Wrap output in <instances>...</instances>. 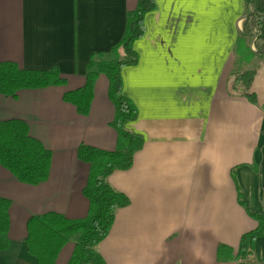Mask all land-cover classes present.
<instances>
[{
  "label": "crops",
  "instance_id": "0c3cea01",
  "mask_svg": "<svg viewBox=\"0 0 264 264\" xmlns=\"http://www.w3.org/2000/svg\"><path fill=\"white\" fill-rule=\"evenodd\" d=\"M138 2L0 0V63L57 68L65 80L16 98L0 93V121H26L52 152L49 178L38 186L0 166V198L11 201V246L0 264H37L26 244L33 216L88 215L90 166L78 149L115 151L116 111L104 75L87 116L64 95L85 86L93 58L110 59ZM256 9L264 12V0ZM245 17V0H155L145 16L144 36L134 43L138 63L121 71L123 95L138 110L128 129L144 145L129 170L108 178L131 203L99 245L106 264H236L218 260L220 246L236 254L242 236L258 228L249 213L264 215V55L256 38L246 67L256 100L229 92ZM254 247L264 263V235ZM74 249L66 244L55 264H68Z\"/></svg>",
  "mask_w": 264,
  "mask_h": 264
},
{
  "label": "trees",
  "instance_id": "16d2710c",
  "mask_svg": "<svg viewBox=\"0 0 264 264\" xmlns=\"http://www.w3.org/2000/svg\"><path fill=\"white\" fill-rule=\"evenodd\" d=\"M258 0H245L246 17L243 31L235 49V65L231 80L243 82V90L234 88L229 92L255 102L249 94L254 73L246 67L255 53L250 44L256 38L257 53L264 55V12L257 11ZM155 9V0H139L137 8L130 12L125 34L121 42L112 50L110 59L95 60L88 64L86 84L83 88L67 92L64 100L74 105L78 113L87 116L94 99L96 82L100 75L109 81V97L115 107L113 128L118 134V147L106 151L92 146L81 145L78 157L90 166L88 183L84 195L90 203L88 215L72 220L59 213L33 216L28 223L26 244L37 264H55L64 246L76 239L74 252L68 264H106L100 254L99 245L109 235L119 210L130 205V199L113 188L108 178L116 171H127L134 157L144 145V138L128 125L138 118L135 105L123 95L121 71L124 67L138 63L134 43L145 33V16ZM65 83L57 68L48 71H34L20 68L13 62L0 63V93L16 98L22 90L44 89ZM238 86V85H237ZM52 152L41 141L30 135L26 121L12 119L0 121V166L8 170L19 182L38 186L46 182L50 175ZM240 202L244 205L241 193ZM11 201L0 198V253L11 246L10 210ZM250 215L258 221V228L242 236L237 253L227 246H220L218 260L234 261L236 264H260L256 259L255 241L264 235V215ZM255 255V259L253 256ZM264 264V263H262Z\"/></svg>",
  "mask_w": 264,
  "mask_h": 264
},
{
  "label": "rangeland",
  "instance_id": "374dc122",
  "mask_svg": "<svg viewBox=\"0 0 264 264\" xmlns=\"http://www.w3.org/2000/svg\"><path fill=\"white\" fill-rule=\"evenodd\" d=\"M232 86L233 85H236L235 86V89H237V90H243V86H244V83L243 82H240V83H238V84H236L235 83V81H232L231 83H230ZM230 85V87H229V89H230V91H233L234 90V88H232V86ZM238 85V86H237ZM251 213H254L255 215L257 214V213H255V212H252L251 211ZM75 243H76V239L74 238V239H72L70 242H69V244H73V245H75ZM253 258L255 259V255L253 256ZM256 259H257V257H256ZM258 262V261H257ZM259 263V262H258ZM260 264H262V263H260Z\"/></svg>",
  "mask_w": 264,
  "mask_h": 264
}]
</instances>
